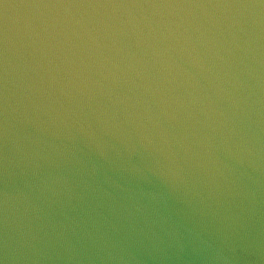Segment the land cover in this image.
I'll return each mask as SVG.
<instances>
[{
	"label": "water",
	"instance_id": "95a60500",
	"mask_svg": "<svg viewBox=\"0 0 264 264\" xmlns=\"http://www.w3.org/2000/svg\"><path fill=\"white\" fill-rule=\"evenodd\" d=\"M0 264H264V0H0Z\"/></svg>",
	"mask_w": 264,
	"mask_h": 264
}]
</instances>
